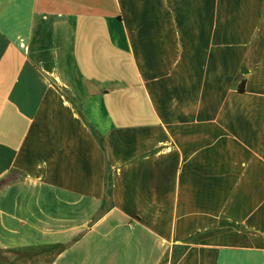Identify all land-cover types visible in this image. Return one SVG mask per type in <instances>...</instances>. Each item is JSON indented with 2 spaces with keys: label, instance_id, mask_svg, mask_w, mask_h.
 I'll list each match as a JSON object with an SVG mask.
<instances>
[{
  "label": "crops",
  "instance_id": "crops-1",
  "mask_svg": "<svg viewBox=\"0 0 264 264\" xmlns=\"http://www.w3.org/2000/svg\"><path fill=\"white\" fill-rule=\"evenodd\" d=\"M0 264H264V0H0Z\"/></svg>",
  "mask_w": 264,
  "mask_h": 264
},
{
  "label": "trees",
  "instance_id": "trees-1",
  "mask_svg": "<svg viewBox=\"0 0 264 264\" xmlns=\"http://www.w3.org/2000/svg\"><path fill=\"white\" fill-rule=\"evenodd\" d=\"M238 91H239V92H242V91H243V83H241V84L239 85V87H238ZM8 181H9V179L4 180L2 183L4 184V183H7Z\"/></svg>",
  "mask_w": 264,
  "mask_h": 264
},
{
  "label": "water",
  "instance_id": "water-1",
  "mask_svg": "<svg viewBox=\"0 0 264 264\" xmlns=\"http://www.w3.org/2000/svg\"><path fill=\"white\" fill-rule=\"evenodd\" d=\"M242 73V72H241Z\"/></svg>",
  "mask_w": 264,
  "mask_h": 264
}]
</instances>
